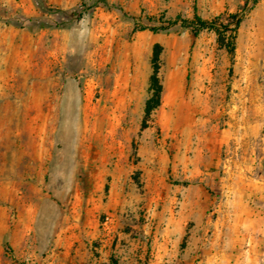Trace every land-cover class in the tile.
Here are the masks:
<instances>
[{
	"label": "rangeland",
	"instance_id": "rangeland-1",
	"mask_svg": "<svg viewBox=\"0 0 264 264\" xmlns=\"http://www.w3.org/2000/svg\"><path fill=\"white\" fill-rule=\"evenodd\" d=\"M259 212L264 0H0V264H233Z\"/></svg>",
	"mask_w": 264,
	"mask_h": 264
},
{
	"label": "trees",
	"instance_id": "trees-1",
	"mask_svg": "<svg viewBox=\"0 0 264 264\" xmlns=\"http://www.w3.org/2000/svg\"><path fill=\"white\" fill-rule=\"evenodd\" d=\"M232 18L235 20V26L229 29V25H224V28L231 30V37L232 41L230 43V51H235V34L239 27V24L241 22V17L239 13H233L231 15ZM169 23H180L184 27L191 28L194 32V34H199L204 29H215L218 32L221 33L220 29L217 27V22L210 21L199 14H195L192 18H185L181 15H178L174 20L169 21ZM147 27H142V29H146ZM160 28H166V25H163V27ZM151 30L155 31L158 30V27H150ZM157 60V59H156ZM159 64L156 61L155 67H154V73L151 76L150 79V97L147 99L145 104V114L143 118V128H146L149 126V122L152 118V113L159 108V106L162 103V93H163V84L161 82L160 76H159ZM101 264H120L118 259L111 258L110 262L108 263H101Z\"/></svg>",
	"mask_w": 264,
	"mask_h": 264
},
{
	"label": "crops",
	"instance_id": "crops-1",
	"mask_svg": "<svg viewBox=\"0 0 264 264\" xmlns=\"http://www.w3.org/2000/svg\"><path fill=\"white\" fill-rule=\"evenodd\" d=\"M252 226L245 231L247 242H240L233 248V264H264V214L253 217Z\"/></svg>",
	"mask_w": 264,
	"mask_h": 264
}]
</instances>
